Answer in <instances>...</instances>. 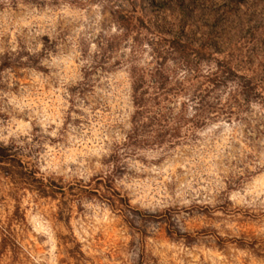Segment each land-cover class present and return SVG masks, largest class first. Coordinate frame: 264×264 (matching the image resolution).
Returning a JSON list of instances; mask_svg holds the SVG:
<instances>
[{"label": "clouds", "instance_id": "obj_1", "mask_svg": "<svg viewBox=\"0 0 264 264\" xmlns=\"http://www.w3.org/2000/svg\"><path fill=\"white\" fill-rule=\"evenodd\" d=\"M13 2L0 0V156L66 190L110 183L81 201L96 223L73 231L79 252L120 219L101 199L112 197L126 222L100 264H195L200 249L162 246L157 222L182 234L211 226L236 242L222 264H264V0H234L215 19L179 0ZM23 191L30 225L45 210ZM218 204L228 212L217 219L192 214ZM34 232L0 233V264L45 259ZM45 243L48 264H76L54 232Z\"/></svg>", "mask_w": 264, "mask_h": 264}, {"label": "rangeland", "instance_id": "obj_2", "mask_svg": "<svg viewBox=\"0 0 264 264\" xmlns=\"http://www.w3.org/2000/svg\"><path fill=\"white\" fill-rule=\"evenodd\" d=\"M182 1H179V3L183 5L185 10L190 12L193 8H196L202 14H206L213 19L229 11L234 6V0ZM0 11H2V8H0ZM44 39L47 41V37H44ZM7 63L5 61V64ZM0 87L6 89L7 85H0ZM0 161H2L0 162V233H9L15 226L17 234L21 239H24L27 238L26 233L29 228L34 229L35 240L30 241L32 249L40 253L41 248H43L45 251L42 255L45 259L33 260V264H48L49 252L47 250L49 245L45 243V240L48 239V233L50 232H54L56 239L59 241L57 244L59 254L66 259H70L69 252H71L72 256L75 257L76 264H100L106 257L111 258L110 251L101 252V249H105L111 241L118 242L122 225L126 222V218L123 216L125 211L122 207L125 203L123 199L118 201L112 197H101V199L108 200L112 211L120 219L109 217L107 221L103 222V227L98 229L95 235L89 237L86 242L88 244L86 250L89 254L85 256L79 252L81 244L76 241V236L72 233L74 230L90 232L92 229L89 225L96 223L95 220L90 219L94 215L93 209H86L81 201H84L85 198L90 201L93 196L97 195L102 185L98 181L100 179L94 178L96 180L95 185L90 188H79L78 191H74L73 187H68L66 190L55 181H50L48 184L36 181L30 173H24L15 168L12 163H9L7 156H0ZM144 175L146 174H141V178ZM89 184H91V181H89ZM103 184L105 186V182ZM153 184H155V181H153ZM23 189H27L28 193L35 191L36 196L33 197L32 204H36L45 210L42 214L34 215L30 225H27L24 219V211L28 205L21 207L22 197L27 194ZM73 204H75V209L72 207ZM218 210H223L225 214L228 212L226 204H218L215 207H194L192 214L201 216L205 220H212L217 219L213 216V212ZM100 214L103 215L102 209ZM69 219L79 221L75 229L69 225ZM157 232H159V235L155 238L159 240L162 246L165 243H178L182 239L185 240L186 247L195 244L200 249V251L194 253L196 257L195 264H222L221 257L224 255L225 248L234 247L236 243L234 238L220 237L217 230L211 226L200 228L194 224L191 234H182L176 232L171 226L163 228L157 222L152 226V233ZM183 259L184 264H188L190 258L185 256ZM142 260L146 261V264H153L150 256H142ZM61 264H65V260H62Z\"/></svg>", "mask_w": 264, "mask_h": 264}, {"label": "trees", "instance_id": "obj_3", "mask_svg": "<svg viewBox=\"0 0 264 264\" xmlns=\"http://www.w3.org/2000/svg\"><path fill=\"white\" fill-rule=\"evenodd\" d=\"M180 2H183L182 0H179ZM13 6L15 7L16 6V3H15V0H14V2H13ZM3 7H4V5L3 4H0V8H2L3 9ZM227 12V11H226ZM99 181V183L101 184H103L105 181H102V180H98ZM105 186H106V188H108V187H110V183H108V182H105Z\"/></svg>", "mask_w": 264, "mask_h": 264}]
</instances>
